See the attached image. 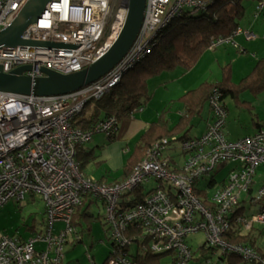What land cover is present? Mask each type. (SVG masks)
<instances>
[{
  "label": "built area",
  "instance_id": "obj_1",
  "mask_svg": "<svg viewBox=\"0 0 264 264\" xmlns=\"http://www.w3.org/2000/svg\"><path fill=\"white\" fill-rule=\"evenodd\" d=\"M26 1L0 0V31L10 25ZM113 1L51 0L21 38L52 46L2 48L0 71L10 73L30 66L31 70L23 75L40 78L44 76L42 69L68 75L88 68L108 51L125 23L128 0H118L116 8ZM184 7L199 10L204 4L198 0H145L139 34L122 61L103 78L76 92L34 97L0 91V207L39 195L45 214L43 234L27 239L18 233L0 237V264H63L64 247L68 237L74 235L71 221L75 209L87 194L106 211L111 238L118 248L108 264H134L123 251L130 243L123 231L134 223L141 225L148 250L172 254L173 264L191 259L185 240L199 232L204 234L207 247L235 254L245 263L264 264L255 248L228 244L222 239L232 223L243 230L257 227L264 236V207L243 214L247 205L264 201V178L248 199L258 170L264 169V128L240 140H228L224 133L227 112L219 97L209 100L213 119L204 134L179 142L177 148L183 156L180 165L163 156L169 148L165 139L155 142L128 178L116 185H101L85 178L75 163L78 148L96 134L114 135L117 122L111 117L82 130L71 125L73 117L87 101L108 92L123 71L146 52L156 32ZM263 8L264 0H259L255 18ZM239 34L254 38L249 31L238 29L233 36L212 40L208 48L231 45L238 49L233 38ZM226 164L232 167L226 180L213 191L210 206H203L194 191L196 181ZM150 179L163 189H157L132 209H118L122 192ZM55 223L65 224L64 231L55 233Z\"/></svg>",
  "mask_w": 264,
  "mask_h": 264
},
{
  "label": "trees",
  "instance_id": "obj_2",
  "mask_svg": "<svg viewBox=\"0 0 264 264\" xmlns=\"http://www.w3.org/2000/svg\"><path fill=\"white\" fill-rule=\"evenodd\" d=\"M198 1L203 2L204 7L202 9L182 8L178 15L156 32L146 52L123 71L120 80L108 92L99 99L87 101L82 110L73 117L71 125L86 130L99 121H105L113 117L116 119V126H118L119 122L129 118L143 107L142 105L149 98L148 84L152 78L163 72L173 71L176 68H180L184 72L191 70L202 53L209 49L208 47L212 40L228 38L233 36L238 29H241L240 24L246 12L244 3L254 1L255 6H257L259 2V0ZM261 13H264V10ZM262 92H264V58L259 59L251 72L238 83L231 82L229 66L223 67L220 81L216 83H201L196 89L187 91L180 96L178 103L180 104L181 115H179L175 124L169 125V122L165 119V114L168 110L162 111L159 117L150 123L148 128L136 139L122 166L119 177L108 183L101 182V180L96 181V183L112 186L123 182L142 161L146 151L155 142L165 139L169 146L166 151H170V149L176 150L179 142L194 139L189 136V132L193 127V120L201 115L205 104L209 106V100L213 96L219 97L226 112V99H230L235 106H240L250 112L253 108L252 104L248 101H243L241 95L247 93L252 97H256ZM259 127L264 128V124H260ZM106 137L112 141L115 133ZM163 156L169 158L172 163L178 162L177 164L179 165L181 163H179V160L174 161L168 152H163ZM181 158L183 159V156ZM92 160L93 155L91 152L85 151L82 147L77 149L75 163L80 172ZM226 178L227 175L220 182H217L213 176L205 181L203 179L196 181L194 191L203 206H210L213 191L223 184ZM143 184L140 183L133 190L121 193L117 203L119 210L132 209L144 202L157 189H163L157 182L156 188L143 192ZM255 187L256 183L248 191V199H250L252 190ZM164 189L167 193L172 194L169 188ZM84 197L81 205L75 209L71 221V226L74 230L77 226H81V219L92 218L96 220V217L89 212L92 204L98 205L96 200L90 194ZM98 206L103 208V206ZM254 206L255 211L252 213L261 211L264 207V201L255 202ZM238 214H241L239 210ZM141 230V225L136 223L125 228L123 235L130 243L123 248V251L128 253L134 264H160V259L166 253H153L148 250L147 238L142 237ZM252 231L256 233L255 236H253ZM85 232H89V225L87 228L82 229L81 233L74 232V235L77 234L75 235L77 238H74L72 243H80L82 240L81 235ZM256 236H261L259 228L255 227L244 232L232 223L230 230L223 235L222 239L228 244H242L254 247ZM131 245L134 246V252L130 254L129 248ZM144 248H147V250L143 251ZM199 249L201 253L204 251L214 253L216 251V248L207 247L205 242L200 245ZM117 250L118 248L111 238V251L102 264H108L110 257L117 254ZM256 250L264 259V251L259 248H256ZM218 257V260L223 264H246L239 256L232 253H220ZM192 259L193 255L190 260ZM173 262L174 260L170 264H173ZM206 262L209 263V260L207 259Z\"/></svg>",
  "mask_w": 264,
  "mask_h": 264
},
{
  "label": "rangeland",
  "instance_id": "obj_3",
  "mask_svg": "<svg viewBox=\"0 0 264 264\" xmlns=\"http://www.w3.org/2000/svg\"><path fill=\"white\" fill-rule=\"evenodd\" d=\"M112 4L113 7L116 8L118 0L113 1ZM251 5V2L244 3L246 10ZM255 45H258V43ZM221 50H228L227 55L224 54L218 58V62H213V56L211 54ZM239 50H235L230 45H221L213 51L206 50L203 53L208 55L201 59L202 61H200V63L196 65L195 68H192L188 72H184L180 68H176L175 70L167 72L166 74L163 73L161 78H164L165 76L166 83L160 86L159 84L162 83L160 80L163 79H158L160 78L159 76L151 80L148 85L149 98L142 105L145 107L143 109L144 112H137L133 116L135 118L142 117L146 121L149 119L151 122L158 118L162 111L168 110L166 111L165 119L169 122V125L175 124L180 115V104L178 103V99L180 98L182 92L178 86L184 82L182 80H193V78L198 77L203 79L201 80L203 82H217L222 79L223 67L229 66V69L231 70V82L237 83L242 77L241 73H243V69L247 67L249 62L253 61L251 52L241 53V50ZM177 74L180 76L179 80L176 79L174 81L173 76H177ZM225 105L228 110L226 121L227 126L231 130L230 133L233 136H236L237 132L235 131V125H238V121L241 123H247L249 120L248 114L244 110L235 108V105L230 99L225 100ZM209 112L210 107L208 104H205L201 115L193 120V127L189 132L190 137H197L206 131L208 124H210L213 119L212 116L211 120H209L210 122H207ZM253 112L254 114L258 115L259 119H262V122H264L263 108H255L253 109ZM96 137H100L102 142L98 144L99 147L94 148V155L95 157L100 156L101 158H96V164L87 165L85 167V171L89 175H94L95 177L100 175L107 176V181H112L120 176L122 166L128 156V152L130 149H132L138 137L135 136V138L129 140L127 146H120L110 143L108 144L105 140V134L94 135L92 137V142ZM96 141H98V139ZM86 148H89V146H86ZM165 152L172 154L180 162L183 161L180 150L176 149ZM121 153L122 156L120 155ZM102 158L106 160L100 163L99 161ZM230 169V165L220 166L214 172L206 176L203 181L208 180L213 176L217 182H220L225 178ZM260 172H263L262 168L258 170L257 181L260 177ZM156 186L157 182L153 179H150L148 183L143 184V192L150 191L156 188ZM257 187L258 184L256 188ZM248 210L250 211L249 213L254 212L255 206L247 205L246 209L243 210V214L248 215ZM89 212L94 215V217H96V220L92 218L81 219V226H77L74 232L81 233L82 229L87 228L88 225L89 232H85L81 235L82 240L80 243H72L74 235L68 237V242L65 245L63 252V264H102L103 261L108 257L109 252L111 251V230L106 219V211L104 208L99 207L96 204H92L90 206ZM64 229L65 224L55 223L53 225V230L55 233H60L64 231ZM44 231V202L39 195H35L34 197L27 196L23 201L20 202L9 201L0 207V237L4 235L11 236L14 233H18L22 238L27 239L36 234H43ZM185 242L193 255V259L189 260L185 264H223L219 263L218 261V254H220L219 250L215 251L214 253H211L210 251H204L201 253L199 247L205 242V236L203 233L199 232L188 236ZM254 248H259L261 251H264V236L261 235L255 237ZM129 252L130 254L134 252L133 245H131L129 248ZM207 259L209 260V263L206 262ZM172 260V254H166L160 259V264H170Z\"/></svg>",
  "mask_w": 264,
  "mask_h": 264
},
{
  "label": "water",
  "instance_id": "obj_4",
  "mask_svg": "<svg viewBox=\"0 0 264 264\" xmlns=\"http://www.w3.org/2000/svg\"><path fill=\"white\" fill-rule=\"evenodd\" d=\"M51 0H27L10 25L0 31V49L14 47H51L44 42H26L21 36L37 21ZM145 0H128L123 28L108 51L88 68L68 75L42 69L44 76L23 75L31 70L23 66L10 73L0 71V91L34 97H53L76 92L108 74L125 57L135 42L143 21ZM55 47H62L56 46Z\"/></svg>",
  "mask_w": 264,
  "mask_h": 264
},
{
  "label": "crops",
  "instance_id": "obj_5",
  "mask_svg": "<svg viewBox=\"0 0 264 264\" xmlns=\"http://www.w3.org/2000/svg\"><path fill=\"white\" fill-rule=\"evenodd\" d=\"M251 3H252V5L249 6V8L246 10L245 17L241 21L240 28L242 30L249 31L250 33H252V35L254 36V38L253 39H247L244 34L236 35L233 38L235 44L238 45V49L232 46L235 50H239L240 49L241 51L240 50L239 51L241 53L251 52L252 53V57H253V61L252 62H249V64L247 65V67L245 69H243V73H241V76H242L241 79H243L244 77H246L251 72L252 68L254 67V65L256 64V62L259 59L264 58V39H263L264 38V13H260L255 18L254 17V11H255V8H256V6H255L256 4H255L254 1L251 2ZM257 43H258V45H255ZM215 49H213V50H215ZM208 50H211V49H208ZM213 50H211V51H213ZM227 51L228 50H225V51L224 50H221V51H217V52L211 54L213 56V62L214 61L215 62H218V58H220L224 54L227 55ZM206 55H208V54L203 53V55L200 56L199 60L197 61V63L195 64V66L193 68H195L196 65H198L200 63V61H202L201 59H203V58L206 57ZM204 61H205V59H204ZM163 73L166 74L167 72H163ZM163 73L160 74L161 76L158 75L160 77L158 79H163V80H160V82H162V83H160L159 86L166 83L165 76H164V78H161L162 75H163ZM158 76H156V77H158ZM156 77L152 78L151 80L155 79ZM179 77H180L179 74H177V76L176 75L173 76V78H174L173 80L174 81L176 79L179 80ZM201 80H203V79L198 78V77L197 78L196 77L193 78V80H187V81L182 80L184 82H182L180 84V86H178V88L181 89V92H182L181 93V96L184 93H186L187 91L196 89L201 83H204V82L216 83V82H209V81H204L203 82ZM241 99L243 101L250 102L252 104V107L253 108L251 109L250 112H248V111H246L244 108H242L240 106H238V107L235 106V108H239V109L244 110L245 112H247L248 117H249V120H248L247 123H241L240 121L237 122L238 125L237 126L235 125V129H236L235 131L237 132L236 136H233L230 133L231 130L228 128L227 122H226L225 128H224V133H225L226 138L228 140H230V141H236V140H240V139H242L244 137L250 136V135L254 134L255 131H257V130L260 129V127H261V126L259 127L260 124H264V122H262V119H259L258 118V115L257 114H254V112H253V109H255V108H263L264 109V104H263L264 103V92L258 94L256 97H252L251 95H249L247 93H244V94L241 95ZM262 104H263V106H262ZM144 108L145 107H142L138 112L139 113H141V112L143 113L144 112V110H143ZM227 113H228V110H227ZM179 114L181 115V112H179ZM133 115L130 116L129 118L124 119L121 122H119V124L117 126V130L115 132V137H114V139L112 141L108 140V138L105 137V140L107 141L108 144L110 143V144H117V145H120V146H127L129 140L135 138V136L136 137H139L148 128V126L150 125V123L153 122V121H155L157 119L156 118L155 120H153V121L150 122L149 119H148V121H146L142 117L135 118ZM211 118H212V116H211V113L209 112V116H208V120H207L208 123L210 122L209 120H211ZM226 121H227V118H226ZM205 127H206V125H205ZM203 134H200L197 137H191V138H198V137H200ZM97 139H98V141H96ZM92 140L82 146V149H84L87 152H91L92 155H93V160L90 163H88L87 165L96 164L95 163L96 158H101L100 156L95 157V155H94V150L95 149L94 148L99 147L98 144H100L102 142V139L100 137H96L93 142H92ZM86 146H89V148H86ZM176 149H178V148H176ZM130 150H129V152H130ZM171 150L172 149H170V151ZM129 152H128V154H129ZM120 155L122 156V153ZM169 156L174 161L177 160L176 157H174L172 154H169ZM105 160L106 159L102 158L99 162L102 163ZM179 163H180V161H179ZM81 173H82V175L85 178L92 179L95 182L96 181H99V180H101V182H105V183L111 182V181H107L108 180L107 179V176L100 175L98 177L97 176L95 177L94 175H89L88 173H86L85 168L83 169V171ZM259 176H260V178L258 179V181L256 180L257 181L256 182V186H257V184L259 185L261 179L264 178V169H263V172H260ZM244 232H246V231H244ZM252 234H253V236L256 235V233H254V232ZM219 263H221V262L219 261Z\"/></svg>",
  "mask_w": 264,
  "mask_h": 264
},
{
  "label": "clouds",
  "instance_id": "obj_6",
  "mask_svg": "<svg viewBox=\"0 0 264 264\" xmlns=\"http://www.w3.org/2000/svg\"><path fill=\"white\" fill-rule=\"evenodd\" d=\"M242 231H248V230H243V229H241ZM254 248V247H253ZM216 251H217V249H216Z\"/></svg>",
  "mask_w": 264,
  "mask_h": 264
}]
</instances>
